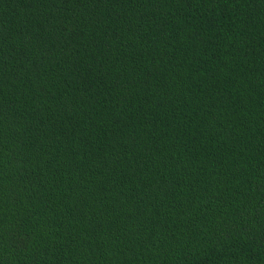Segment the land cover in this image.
I'll return each instance as SVG.
<instances>
[{"label": "trees", "instance_id": "1", "mask_svg": "<svg viewBox=\"0 0 264 264\" xmlns=\"http://www.w3.org/2000/svg\"><path fill=\"white\" fill-rule=\"evenodd\" d=\"M0 264H264V0H0Z\"/></svg>", "mask_w": 264, "mask_h": 264}]
</instances>
